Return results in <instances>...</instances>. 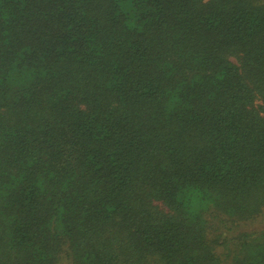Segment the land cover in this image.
Masks as SVG:
<instances>
[{
    "label": "trees",
    "instance_id": "16d2710c",
    "mask_svg": "<svg viewBox=\"0 0 264 264\" xmlns=\"http://www.w3.org/2000/svg\"><path fill=\"white\" fill-rule=\"evenodd\" d=\"M264 0H0V264H264Z\"/></svg>",
    "mask_w": 264,
    "mask_h": 264
},
{
    "label": "rangeland",
    "instance_id": "374dc122",
    "mask_svg": "<svg viewBox=\"0 0 264 264\" xmlns=\"http://www.w3.org/2000/svg\"><path fill=\"white\" fill-rule=\"evenodd\" d=\"M264 227V217L259 218L258 220L252 221L245 226V229H259Z\"/></svg>",
    "mask_w": 264,
    "mask_h": 264
}]
</instances>
